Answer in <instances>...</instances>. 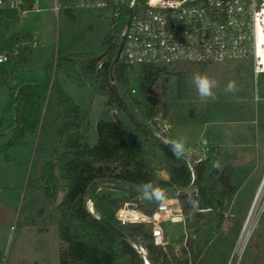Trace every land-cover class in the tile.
<instances>
[{
  "label": "trees",
  "instance_id": "1",
  "mask_svg": "<svg viewBox=\"0 0 264 264\" xmlns=\"http://www.w3.org/2000/svg\"><path fill=\"white\" fill-rule=\"evenodd\" d=\"M21 4L15 8L0 9V55L7 54L9 61L0 64L1 85L12 88L9 111H13L10 125L11 138L0 142V157L10 159V151L30 135H37V145L29 164L26 192L44 183L48 197L61 202V219L58 224L59 239L64 245L60 264H144L135 245L143 246L148 253L150 264H227L228 255H217L210 251L216 222L225 220L226 200L237 191L232 167L214 169L208 160L188 162L177 159L163 143L156 132L154 120L157 115L151 107L137 103L138 114L131 108L132 95L127 76L128 67L117 60L121 38L125 26L120 24L110 32L106 52L90 61L81 63L83 70H95L101 65L105 82L113 85L111 103L125 112L134 125L128 130L124 122L114 119H99L96 124L97 141L94 146L84 141V133L91 128L90 113L82 109L73 98L65 93L59 82L51 80L54 66L60 69L61 61L50 59L44 65L47 73L45 81H26L19 71L28 67L35 56L36 38L31 31L13 32L21 23L25 12L34 10L37 0H16ZM64 3L59 10V18L71 25V32H78L82 26L78 12ZM264 31V27L262 28ZM81 35L87 31L82 29ZM111 37V38H110ZM263 51H264V35ZM79 40L73 37V42ZM59 54L61 55L60 51ZM63 60L64 57H63ZM188 64L171 66L178 71L177 99L187 98ZM171 67H140V88L145 101L151 103L152 88L164 70ZM229 116L240 122L249 118L227 106ZM56 113L62 120L53 138V145L45 146L48 130L54 124L50 115ZM189 116H178L174 124L188 123ZM203 122H207L205 116ZM84 130V132H83ZM140 134L146 142L152 141L171 162L169 180H158L148 162V151L136 146L133 136ZM1 139V137H0ZM216 180L220 186L216 204L210 197V184ZM160 186L165 191V200H177L184 221L185 240L180 247L169 245L167 251L155 244L152 227L144 223L121 224L116 219V211L125 204L152 216L161 202L139 199V188L144 183ZM101 186L112 187L125 192L124 197L100 194ZM89 201L94 203V213L89 209ZM22 209L21 212H25ZM110 222L115 229L103 221ZM165 229V226H164ZM166 236V234H165ZM229 249L226 251L229 253Z\"/></svg>",
  "mask_w": 264,
  "mask_h": 264
},
{
  "label": "rangeland",
  "instance_id": "2",
  "mask_svg": "<svg viewBox=\"0 0 264 264\" xmlns=\"http://www.w3.org/2000/svg\"><path fill=\"white\" fill-rule=\"evenodd\" d=\"M9 5V1L2 0L0 9ZM15 5L19 3L16 2ZM38 8V11L25 16L23 13L21 23L13 32L21 29L34 31L38 34L39 41L45 42L46 47L41 49L40 44H34L33 62L20 69L18 75L23 74L26 79L28 73L40 65L44 68L50 59L54 63L60 60V69L57 70L54 66L51 80L59 82L65 93L82 109L89 110L91 128L84 133V141L91 146L97 141L96 124L99 119L119 117L128 130H134L128 115L117 109L115 102L110 101L114 86L105 82L101 71V65L108 62L110 56L95 70L86 71L81 67L82 62L90 61L106 52L110 44L107 40L111 29L110 18L100 12H78L82 26L77 27L78 32L72 33L71 25L59 18L54 0H40ZM119 24L125 26V35L126 21ZM82 29L87 31L85 36L81 35ZM73 37L79 40L73 42ZM41 60H44L43 64L40 63ZM259 66L264 72V53ZM188 70L186 99H177L179 70L171 67L159 76L152 88L150 103L145 101L140 88L141 68H128L133 103L131 108L138 114L137 103L141 106L148 105L157 115L154 122L160 137L184 138L187 148L190 149L186 161L191 163L208 160L210 164L219 161L221 168L235 169L237 191L226 200L224 222L221 225L216 222L210 245L211 252L217 255L226 254L230 258L260 194L240 264H264V73L256 78L252 60L226 61L203 66L189 64ZM196 73L207 74L216 79L214 98H199L192 79ZM16 78L10 79L9 86L1 85L0 80V142L3 143L12 134L10 125L14 114L9 111L8 105L12 88L17 83ZM229 81L235 82L236 90L226 93L224 89ZM227 106L247 115L249 121L232 119ZM178 116H189L192 120L174 124V119ZM203 116L207 122H203ZM50 117L54 124L48 130L47 141H44L46 147L53 145L52 137L62 123L58 114L52 113ZM133 140L136 146L148 151V162L156 178L169 180L171 162L165 154L152 141L146 142L140 134H135ZM37 141V135L27 136L17 149L10 151L8 161L0 157V264H60V255L64 248L59 239L58 228L61 202L48 197V189L44 183L25 191L29 164ZM215 181L210 184L212 190L209 195L216 204L220 186ZM98 193L118 198L126 195L125 192L107 186H101ZM127 207L136 208L130 204ZM23 208L26 209L25 212H21ZM163 221L165 234L171 245L180 247L183 239L185 240L183 224ZM228 249L229 253L226 252Z\"/></svg>",
  "mask_w": 264,
  "mask_h": 264
},
{
  "label": "built area",
  "instance_id": "3",
  "mask_svg": "<svg viewBox=\"0 0 264 264\" xmlns=\"http://www.w3.org/2000/svg\"><path fill=\"white\" fill-rule=\"evenodd\" d=\"M7 1L8 8L18 7L16 2L21 4ZM64 3L77 12L106 14L111 21L110 32L126 21L121 60L128 68L252 60L256 78L264 73L258 65L264 0H55L57 11ZM8 61L7 54L0 55L1 65ZM127 205L116 211V219L121 224L150 225L155 244L167 251L171 243L165 236L163 220L183 225L185 221L178 201H163L152 216ZM89 209L94 213L92 201ZM247 242L241 234L227 264L241 263ZM135 249L144 264H150L147 250L141 245Z\"/></svg>",
  "mask_w": 264,
  "mask_h": 264
},
{
  "label": "clouds",
  "instance_id": "4",
  "mask_svg": "<svg viewBox=\"0 0 264 264\" xmlns=\"http://www.w3.org/2000/svg\"><path fill=\"white\" fill-rule=\"evenodd\" d=\"M192 79L200 99L214 98L213 89L217 87V81L215 78H211L207 74L196 73ZM235 90L236 84L234 81H229L224 89L226 93H231ZM163 143L177 159L188 158L190 155V149L187 148V141L184 138L172 139L164 137ZM212 167L214 169H220V162L213 161ZM165 196V191L160 186L150 182L142 184L139 188L138 198L142 200L162 203L165 200Z\"/></svg>",
  "mask_w": 264,
  "mask_h": 264
},
{
  "label": "crops",
  "instance_id": "5",
  "mask_svg": "<svg viewBox=\"0 0 264 264\" xmlns=\"http://www.w3.org/2000/svg\"><path fill=\"white\" fill-rule=\"evenodd\" d=\"M39 2H40V0H37V2H36V5H35V7H34V10L33 11H30V12H25L24 13V16L25 15H27L28 13H32V12H34V11H38L39 10V8H38V4H39ZM54 2H55V0H54ZM57 10V9H56ZM59 15V14H58ZM21 31H27V30H25V29H21ZM29 31H31V30H29ZM18 32H20V31H18ZM32 33H34L35 34V38H36V44H40V48L42 49V48H44V47H46L45 46V42H40L39 41V37H38V34L36 33V32H34V31H31ZM263 57V56H262ZM41 64H43L44 63V60H41V62H40ZM44 68H43V66L42 65H40V66H38V67H36V70H33L31 73H28V75L26 76V81H45L46 80V78H47V74H46V71H45V69L43 70ZM107 102V101H106ZM119 118V117H118ZM110 119H114L113 117L112 118H110Z\"/></svg>",
  "mask_w": 264,
  "mask_h": 264
},
{
  "label": "bare ground",
  "instance_id": "6",
  "mask_svg": "<svg viewBox=\"0 0 264 264\" xmlns=\"http://www.w3.org/2000/svg\"><path fill=\"white\" fill-rule=\"evenodd\" d=\"M260 31H262V29H260ZM262 41H263V39H262V36L260 35V40H259L258 50H259V55H260L261 59H262V56H263V53H264V51H263V46H262V44H263ZM261 59L259 60L258 65H260V61H261ZM259 198H260V194H258L257 201H256V203H255V205H254V207H253V210H252V212H251V214H250V216H249V218H248V220H247V222H246V224H245V227H244V229H243V231H242V236H243V238H244V240H245L246 242L248 241L249 236H250V235H249V234H250V232H249V227H250V224H251V222H252V220H253V213H254V211H255V207H256V204H257Z\"/></svg>",
  "mask_w": 264,
  "mask_h": 264
},
{
  "label": "water",
  "instance_id": "7",
  "mask_svg": "<svg viewBox=\"0 0 264 264\" xmlns=\"http://www.w3.org/2000/svg\"><path fill=\"white\" fill-rule=\"evenodd\" d=\"M130 21L127 22V26L129 25ZM125 39H126V35H123L121 38V42H120V47H119V51H118V57L117 60H120L121 55H122V51L124 48V44H125ZM102 221L111 229H115V227L108 221H106L104 218H102Z\"/></svg>",
  "mask_w": 264,
  "mask_h": 264
}]
</instances>
